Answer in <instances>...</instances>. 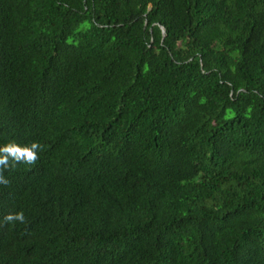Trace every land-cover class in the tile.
Here are the masks:
<instances>
[{"label":"trees","instance_id":"16d2710c","mask_svg":"<svg viewBox=\"0 0 264 264\" xmlns=\"http://www.w3.org/2000/svg\"><path fill=\"white\" fill-rule=\"evenodd\" d=\"M9 142L0 264H264V0H0Z\"/></svg>","mask_w":264,"mask_h":264},{"label":"clouds","instance_id":"9594fccd","mask_svg":"<svg viewBox=\"0 0 264 264\" xmlns=\"http://www.w3.org/2000/svg\"><path fill=\"white\" fill-rule=\"evenodd\" d=\"M40 148L43 150V146L38 142H32L30 146H20L15 142H9L6 145L0 147V184L8 185L10 183L4 177V171L14 168L17 163L24 162L27 164H33L39 158L35 149ZM11 162V163H10ZM6 221H19L25 222L24 213H10L5 217Z\"/></svg>","mask_w":264,"mask_h":264},{"label":"water","instance_id":"95a60500","mask_svg":"<svg viewBox=\"0 0 264 264\" xmlns=\"http://www.w3.org/2000/svg\"><path fill=\"white\" fill-rule=\"evenodd\" d=\"M162 35H163V37H164V30L162 29Z\"/></svg>","mask_w":264,"mask_h":264}]
</instances>
